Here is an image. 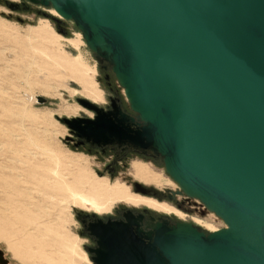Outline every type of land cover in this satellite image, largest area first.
<instances>
[{"label": "water", "instance_id": "1", "mask_svg": "<svg viewBox=\"0 0 264 264\" xmlns=\"http://www.w3.org/2000/svg\"><path fill=\"white\" fill-rule=\"evenodd\" d=\"M50 1L91 49L112 55L145 123L85 99L94 118L62 121L99 145L158 149L182 190L226 224L157 223L136 259L113 245L121 252L107 262L264 264V0Z\"/></svg>", "mask_w": 264, "mask_h": 264}, {"label": "rangeland", "instance_id": "2", "mask_svg": "<svg viewBox=\"0 0 264 264\" xmlns=\"http://www.w3.org/2000/svg\"><path fill=\"white\" fill-rule=\"evenodd\" d=\"M83 99L103 109L116 100L145 123L112 55L91 49L75 18L50 0H0V264H95L86 215L131 209L146 213L147 229L164 218L226 226L182 190L158 149L92 145L70 129L63 118L96 115Z\"/></svg>", "mask_w": 264, "mask_h": 264}, {"label": "flooded vegetation", "instance_id": "3", "mask_svg": "<svg viewBox=\"0 0 264 264\" xmlns=\"http://www.w3.org/2000/svg\"><path fill=\"white\" fill-rule=\"evenodd\" d=\"M113 103L117 104L116 100L114 101L112 99V108L105 110H112ZM82 138H84L88 143L92 145H98V146L105 145V144L99 145L97 143H93L91 141H88L85 137ZM106 145H119V146L128 145L131 148L138 149L141 151H148L149 149L152 148L151 147L149 149H141L133 145L120 144L117 142ZM145 219H146L145 212L134 211L131 209L122 211L119 216H115V214L112 212L110 213V215H100V216L86 215L80 217V221L85 231L84 233L86 237H88L87 241L90 243L89 245H87V250L90 253L91 255L90 257L94 260L95 264H116L113 261H111V263L107 262L111 256L112 251L115 250L116 253H118V251L121 252V250L117 251L116 248H113V245L115 246H120L123 244L127 245L129 247V253L134 255L132 256V258L136 259V257L141 254L142 246L143 248L146 247V241H147L146 234L153 232L152 235L153 236L155 235V230L153 228L152 229L145 228L146 227L144 224ZM161 222H166L170 226H174L173 224H171L168 218H164L158 221V223ZM123 228H127L128 230L124 231ZM153 243L154 241H152L150 244L153 245ZM109 245H111L113 249H110V247H108ZM144 253H145V249H144ZM132 264H137V263L132 262Z\"/></svg>", "mask_w": 264, "mask_h": 264}, {"label": "bare ground", "instance_id": "4", "mask_svg": "<svg viewBox=\"0 0 264 264\" xmlns=\"http://www.w3.org/2000/svg\"><path fill=\"white\" fill-rule=\"evenodd\" d=\"M57 12H58V11H57ZM58 13H59V12H58ZM67 42H69L70 44H73V45H76V44H77L76 41L73 40V39H68ZM77 60H78V61H81V60H82V56H77ZM35 99L37 100V97H35ZM97 99H98V98H97ZM129 101H130V100H129ZM181 188H182V187H181ZM184 190H185L186 193H188L189 195L193 196L192 193H190L187 189L184 188ZM194 198H195V197H194Z\"/></svg>", "mask_w": 264, "mask_h": 264}]
</instances>
